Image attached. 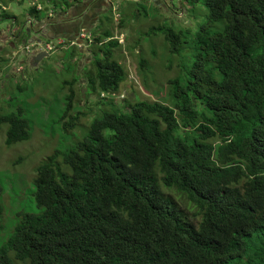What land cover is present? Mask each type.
Listing matches in <instances>:
<instances>
[{
  "label": "trees",
  "instance_id": "obj_1",
  "mask_svg": "<svg viewBox=\"0 0 264 264\" xmlns=\"http://www.w3.org/2000/svg\"><path fill=\"white\" fill-rule=\"evenodd\" d=\"M43 1L63 11L73 0ZM183 1L204 10L194 29L149 30L170 54L190 49L183 74L167 80L170 103L101 110L78 140L40 161L33 211L16 215L0 264H264V0ZM28 13L45 17L35 5ZM92 43L91 89L116 92L124 78L117 40L101 28ZM75 79L65 82L60 118ZM2 122L5 144L28 139L19 111ZM160 185L199 220L187 221Z\"/></svg>",
  "mask_w": 264,
  "mask_h": 264
},
{
  "label": "rangeland",
  "instance_id": "obj_2",
  "mask_svg": "<svg viewBox=\"0 0 264 264\" xmlns=\"http://www.w3.org/2000/svg\"><path fill=\"white\" fill-rule=\"evenodd\" d=\"M81 1L73 0L59 14L72 11V6ZM31 5L45 16L51 8L43 0H0V14L3 11L9 16L0 21V115L19 111L29 132L27 140L7 145L4 143L6 124L0 123V244L18 212L33 211L34 167L54 150L63 151L78 140L92 117L101 110H126L125 104L136 99L170 103L167 80L183 74L190 49L183 46L178 55L170 54L163 36L149 30L165 25L174 30L194 29L204 16L199 4L191 7L183 0H104L103 8L94 0L81 10L86 21L93 15V20H97L90 22L93 26L88 39L71 45L73 56H66L65 51L70 49L66 45L34 61V55H27L22 48L34 33L29 31L27 36L15 38L19 26L37 23L28 13ZM99 21L101 28L117 40L113 56L124 71L113 96H101L89 83L94 73L92 57L98 47L92 43V37L100 32ZM140 60L143 66L138 64ZM73 76L76 79L71 83L72 107L60 118L67 93L65 82ZM194 107L200 109L196 102ZM161 188L178 204L187 221L199 220L195 208L183 197ZM13 263L26 264L17 260Z\"/></svg>",
  "mask_w": 264,
  "mask_h": 264
},
{
  "label": "flooded vegetation",
  "instance_id": "obj_3",
  "mask_svg": "<svg viewBox=\"0 0 264 264\" xmlns=\"http://www.w3.org/2000/svg\"><path fill=\"white\" fill-rule=\"evenodd\" d=\"M94 0H83L80 4L73 5L72 11L67 12V10L64 12L65 15H61V11H57L58 13L50 14L45 16L40 21H37V23L33 25H27L28 23H24L23 25L18 27V30H15V38H18L19 35H26L29 31L33 32L34 35H38L39 41H44L50 39L46 33V26L50 22L54 26V29L58 30L60 34H62L64 31H67L68 33H75L76 35L69 40H74V43H81L84 40L83 36H90V24L86 20H84V11L81 9L89 3H92ZM100 4V7H104V0H98ZM85 10V9H84ZM92 19L93 16H90ZM94 18V17H93ZM28 21V20H27ZM94 21V20H93ZM77 30V31H76ZM63 35V34H62ZM81 36V37H80ZM20 39V38H19ZM17 39V40H19ZM67 40V39H66ZM23 42V41H22ZM69 48L71 46H68ZM73 47V46H72Z\"/></svg>",
  "mask_w": 264,
  "mask_h": 264
},
{
  "label": "built area",
  "instance_id": "obj_4",
  "mask_svg": "<svg viewBox=\"0 0 264 264\" xmlns=\"http://www.w3.org/2000/svg\"><path fill=\"white\" fill-rule=\"evenodd\" d=\"M37 9H39L37 7ZM48 15L51 14V10L48 11ZM81 37V36H80ZM84 38L88 39V36H83ZM74 40H66L64 38H56V39H48L40 42H32V43H26L22 46L24 52L27 55H34L38 52L44 51L46 53L54 52L56 49L62 46H71L74 45ZM114 92L111 93H103L101 92L100 95H110L113 96Z\"/></svg>",
  "mask_w": 264,
  "mask_h": 264
},
{
  "label": "crops",
  "instance_id": "obj_5",
  "mask_svg": "<svg viewBox=\"0 0 264 264\" xmlns=\"http://www.w3.org/2000/svg\"><path fill=\"white\" fill-rule=\"evenodd\" d=\"M55 13V11H51V14H54ZM93 17H94V15H93ZM92 17V19H90L89 18V20L87 21V22H89V24H90V28H92V23H90L91 21L92 22H95L96 20H97V18H96V20L95 21H93V18ZM29 20H30V18H29ZM84 20H86V16H84ZM77 31V30H76ZM46 33H47V35H48V37L50 38V39H56V38H64V39H67V40H69V39H72L76 34V32L74 33H68L67 31H64L62 34H60L59 32H58V30H56V29H54V26L52 25V24H47V26H46ZM33 39H38V37H36V36H29V41H31V40H33Z\"/></svg>",
  "mask_w": 264,
  "mask_h": 264
},
{
  "label": "water",
  "instance_id": "obj_6",
  "mask_svg": "<svg viewBox=\"0 0 264 264\" xmlns=\"http://www.w3.org/2000/svg\"><path fill=\"white\" fill-rule=\"evenodd\" d=\"M49 24H50V22H49ZM39 40H40V39H37V41H39ZM46 55H47V53L44 52V51H42V52H40V53L34 55L32 59H33L34 61H37V60H39L40 58H42V57H44V56H46Z\"/></svg>",
  "mask_w": 264,
  "mask_h": 264
},
{
  "label": "clouds",
  "instance_id": "obj_7",
  "mask_svg": "<svg viewBox=\"0 0 264 264\" xmlns=\"http://www.w3.org/2000/svg\"><path fill=\"white\" fill-rule=\"evenodd\" d=\"M47 15H48V14H47ZM47 15H46V16H47ZM34 36L38 37V35H36V34H35ZM38 38H39V37H38ZM30 42H40V41H37L36 39H33V40H31V41H28L27 43H30ZM25 44H26V43H25ZM23 45H24V44H23ZM41 52H42V51H41ZM54 52H55V51H54ZM38 53H40V52H38ZM38 53H37V54H38ZM34 55H36V54H34Z\"/></svg>",
  "mask_w": 264,
  "mask_h": 264
}]
</instances>
